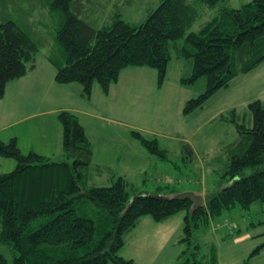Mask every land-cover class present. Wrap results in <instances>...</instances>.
Returning <instances> with one entry per match:
<instances>
[{"label":"trees","instance_id":"obj_1","mask_svg":"<svg viewBox=\"0 0 264 264\" xmlns=\"http://www.w3.org/2000/svg\"><path fill=\"white\" fill-rule=\"evenodd\" d=\"M28 1L0 0V99L7 83L35 69L39 50L37 41L5 16L8 6L12 14L20 13L22 24L31 32L44 26L45 15L51 25L56 22L55 41L64 61L58 59L56 47L45 53L55 68L54 81L79 84L87 98L95 83L107 95L126 68L154 69L161 86L169 62L182 58L189 75L181 77L182 85L206 78V89L182 107L183 115H189L202 109L217 90L228 88L234 78L264 61V0H250L239 8H228L227 0H158L145 7L146 17L138 24L124 20L119 10L124 3L114 2L100 28L94 27L84 10L90 0H32L33 5ZM126 3L130 6L131 1ZM201 5L217 10L197 31L184 35ZM248 110L249 127L234 109L219 115L237 134L223 148L226 165L221 178L228 184L195 210L189 201L174 198L177 191L168 185L157 187L155 193H138L121 176L109 186L91 185V145L77 115L69 110L57 113L64 161H51L32 150L24 155L15 138L0 141V156L15 161L12 171L0 173V240L15 255L8 262L0 253V264H133L118 252L140 218L150 216L160 222L179 212L185 213L180 242L187 248L177 264H201L200 245L191 242L196 229L235 206L248 210L253 202H264V107L256 100L248 104ZM131 136L148 152L165 157L166 151L159 149L155 139L147 140L137 131ZM181 147V152L193 155L188 144ZM95 166L97 171L102 168ZM221 226L218 223L216 229ZM263 247L264 243L250 257ZM207 264H218L214 246Z\"/></svg>","mask_w":264,"mask_h":264},{"label":"rangeland","instance_id":"obj_2","mask_svg":"<svg viewBox=\"0 0 264 264\" xmlns=\"http://www.w3.org/2000/svg\"><path fill=\"white\" fill-rule=\"evenodd\" d=\"M127 1L92 0L84 3V10L94 27L100 28L109 18L113 4L120 6ZM130 1V6L123 5L119 10L124 20L136 24L145 19L144 10L147 5L158 2ZM249 1L227 0L224 5L239 8ZM6 4L10 5V2ZM28 4L33 5V1L29 0ZM102 4H106L104 9L99 7ZM7 8L8 15H5L6 9L2 15L16 20L37 41L39 50L36 58L56 47L58 59L64 61V54L55 41V29L58 27L56 22L51 25L45 15L44 26L35 27L34 32H31L32 28L22 24L25 20L20 13L14 11L12 14L11 7ZM197 10L198 16L184 35L197 31L217 9L201 5ZM34 18H37L36 12ZM187 71L185 60L173 59L168 64L162 85L158 86L157 72L154 69H130L128 73L138 76L130 77L124 82V77H120L118 92L112 97V103L106 110L103 107L106 104L105 96L96 83L89 98L73 95L72 101H67L73 102V108L78 106L82 109L87 108V100L91 99L90 106L98 109L94 112L89 108L92 117L74 112L91 145L92 160L88 168L91 185L109 186L114 178L121 176L134 185L138 193H155L157 187L168 185L177 193L194 192L201 195L205 197V202L206 197L228 184L225 178H221L226 165L223 148L235 140L237 134L233 125L220 120L219 115L234 109L247 127L251 125L248 104L259 100L264 107V61L250 72L234 78L228 88L213 93L202 109L183 115L184 103L206 89L204 76L192 84L182 85L180 79L189 77L188 74L185 75ZM125 86L137 90V99L128 100L120 96ZM6 108L7 100L3 99L0 101V112ZM57 113L40 114L19 123L13 122L19 114L9 120L2 118L0 126L4 127L0 128V140L8 143L10 137H16V145L24 155L32 150L51 161H64L63 129ZM8 121L13 122V126L5 128ZM132 131L139 132L147 140L155 139L159 149L166 151L165 157L148 152L147 148L131 136ZM183 144L191 147L193 155L181 152ZM95 165L102 168L97 171ZM14 168L13 159L0 156V173H8ZM184 214L179 212L160 222L154 221L150 216L141 217L139 225L125 235V244L119 250V256L126 257L123 258L125 260L133 259V264H177L181 261L179 254L187 248L185 243L180 242L183 237ZM218 223L222 226L216 229ZM228 224L233 228L229 229ZM191 242L200 245L203 255L201 264L208 263L212 246L216 248L218 264H264V247L257 255L250 257L253 250L264 243V202L255 201L248 210L235 206L222 212L208 224L196 229ZM0 253L8 262L12 261L10 250L1 243Z\"/></svg>","mask_w":264,"mask_h":264},{"label":"crops","instance_id":"obj_3","mask_svg":"<svg viewBox=\"0 0 264 264\" xmlns=\"http://www.w3.org/2000/svg\"><path fill=\"white\" fill-rule=\"evenodd\" d=\"M125 3L126 2H124V5L127 7L128 4ZM81 17L84 18L82 14ZM36 59L37 65L34 70L28 72L25 76L6 84L5 92L1 100H7V108L0 112V119L4 118L5 120H9L13 116L19 114V117L16 116L13 121L19 123L29 117L40 114H56L60 110H69L71 112H77L78 114H85L86 116L92 117L89 108L94 112L98 109L90 106L91 99L87 100V108L82 109L78 106L73 108V102L67 103V101H72L73 95L83 97L81 94L82 87L77 83L64 85L55 83V68L47 61L45 53ZM41 60L43 62H40ZM135 68L144 67L126 68L120 72L118 81L112 84L110 86L109 93L104 95L106 104H104L103 107L105 110L108 109L109 105L112 103V97L118 92L117 86L120 77H124L122 78L124 82L125 80L128 81L130 77L134 78L133 76H138L128 73L130 69ZM136 91L137 90H131L128 86H125V90L120 92V96L128 100L131 98L137 99ZM129 103L130 102H128V104ZM13 122L8 121L7 125H5V128L13 126ZM3 127L4 126H0V128ZM151 238H153V236H151ZM0 243L5 245L7 250H10V247L7 244L3 243L1 240ZM10 253L11 256L14 257L15 253L11 250ZM122 258L126 257L122 256Z\"/></svg>","mask_w":264,"mask_h":264},{"label":"water","instance_id":"obj_4","mask_svg":"<svg viewBox=\"0 0 264 264\" xmlns=\"http://www.w3.org/2000/svg\"><path fill=\"white\" fill-rule=\"evenodd\" d=\"M174 198L187 200L191 203L192 210L198 209L204 205V198L201 195H198L194 192H179L173 196ZM137 196H134L132 200L136 199Z\"/></svg>","mask_w":264,"mask_h":264}]
</instances>
